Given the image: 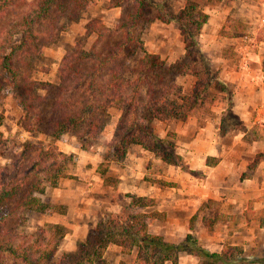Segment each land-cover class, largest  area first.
Segmentation results:
<instances>
[{"label":"trees","instance_id":"16d2710c","mask_svg":"<svg viewBox=\"0 0 264 264\" xmlns=\"http://www.w3.org/2000/svg\"><path fill=\"white\" fill-rule=\"evenodd\" d=\"M90 6L91 0H0V100L5 90L11 93L24 113L22 126L27 133L47 134L53 141L64 135H74L80 149L89 150L108 125L109 111L116 109L120 116L112 139L105 145L98 173L104 174L111 162H121L131 145L153 153L164 164L187 170L176 153L175 134L168 133L160 138L151 123L186 119L197 103L203 104L208 98L213 83L219 85L226 100L220 133L241 128L232 110V92L213 73L198 40L208 16L190 2L176 15L154 4L159 19L175 23L183 38L189 62L180 67L178 75L195 78L189 95L184 94L180 86L166 81L162 63L154 61L155 57L131 35L130 26L141 16L137 11L122 16L119 27L125 30L122 43L102 50L96 45L84 49L79 44L67 52L58 64L57 89L51 83L35 80V60L46 46L58 41L66 29L65 20L78 22ZM87 29L88 34L97 35V45L110 32L99 30V22L89 24ZM132 41L139 43L137 49L143 56L139 69L133 73L127 67L129 56L125 55ZM48 109H51L49 120ZM2 122L0 112V127ZM6 144L0 131V155ZM72 160V155L61 152L55 144L43 147L28 141L14 154L10 164L0 166V257L8 256L19 264H107L103 252L109 245H116L123 254L137 248L136 264H164L166 261L175 264L181 252L215 263L264 264V257L254 261L234 259L236 253L233 251L241 253L239 249H231L227 258L223 254L209 253L193 234H188L184 242L178 244L150 234L148 225L153 216L143 209L152 205V200L134 196H129L126 217L118 219L107 215L102 218L97 224L95 238L81 242L79 253H66L57 259L60 242L66 235L59 224H45L32 234H21L17 240L11 238L2 242L1 237L13 231L3 228L6 221L20 219L27 211L43 214L54 211L55 206L44 204L37 195L68 178L66 168ZM160 185L170 187L173 184L161 182Z\"/></svg>","mask_w":264,"mask_h":264},{"label":"crops","instance_id":"0c3cea01","mask_svg":"<svg viewBox=\"0 0 264 264\" xmlns=\"http://www.w3.org/2000/svg\"><path fill=\"white\" fill-rule=\"evenodd\" d=\"M226 10L219 5L208 7L205 26L211 28L209 31L214 33L221 28ZM239 49L244 52L243 47ZM247 53L242 55V69L232 68L229 63L218 71L219 80L232 92V110L241 124L240 130L220 133L226 104L213 108L219 115L203 119L202 124L193 117L175 123L176 153L187 170L164 164L138 145L130 146L121 163L111 162L104 174L97 170L98 154H79L78 165L66 172L69 177L46 191L50 195L46 196L47 203L68 206L61 217L54 218L52 214L46 220L70 230L64 237L72 242L67 252L74 253L77 241L88 238L94 207L115 211L121 208V197L128 195L152 200V205L143 209L153 216L148 232L167 242L182 243L188 234H193L201 247L212 254L227 258L231 249H239L241 253L233 251L234 259L254 261L264 257V63L263 67L259 65L264 57ZM247 57L251 61L246 70ZM155 123L154 132L165 138L167 132H157L162 122ZM107 177L112 186L105 185ZM161 182L173 185L162 186ZM75 213L78 224L73 220ZM136 256L137 248L123 254L116 245H109L103 252L107 264H136ZM175 264L222 263L181 252Z\"/></svg>","mask_w":264,"mask_h":264},{"label":"rangeland","instance_id":"374dc122","mask_svg":"<svg viewBox=\"0 0 264 264\" xmlns=\"http://www.w3.org/2000/svg\"><path fill=\"white\" fill-rule=\"evenodd\" d=\"M28 1L31 2L34 0ZM139 2H141L140 7H138ZM188 2L195 4L198 9L205 14L207 13L208 7L211 5H219L227 8V12L222 15L223 18L221 21L223 24L217 32L213 33L209 31L211 28L204 25L201 32L198 34L200 46L205 55L209 58L211 69L218 79H220L218 71L229 63L232 68L238 67L242 69L244 62L242 63L241 60L244 53L246 56L248 54L247 52H252L259 54L262 58L264 57V0H91L90 8L82 14L79 21L75 23L65 20L64 25L66 29L61 33L58 41L55 44L46 46L43 54L35 60V67L37 70L33 74V78L40 82L51 83L56 87L58 84V64L67 52L74 50L79 44V46L84 49H89L96 45L98 50H102L105 47L107 48L122 43L125 31L119 28L122 25V23H120L122 16L125 17L129 13L137 11L141 13V16L133 26H130L131 35L143 45L147 53L155 57L153 59L154 61L162 63L165 71L163 75L166 81L180 86L183 93L189 95L194 86L195 78L190 75H178L180 67L189 62L184 48L183 38L175 23H164L159 19L158 11L154 6L156 3L160 4L166 13L176 15ZM93 22H99V30L110 31L99 45H97V35L94 33L88 34L87 31L88 25ZM203 34H205V36ZM138 45L139 43L132 41L131 47L125 51V55L129 56L127 67L132 73L139 69L143 57L140 50L137 49V47H139ZM134 47H136L135 52L131 55V51ZM240 47H243V53L239 52ZM222 60H224V62ZM246 61L247 65H245V67L247 70L250 68L248 61L251 60L248 59ZM263 63L264 62L261 64L259 63V65L263 67ZM132 73H130L131 76L133 75ZM132 77H134V75ZM2 95V99L0 100V112L3 114V122L0 131L7 141V146L0 155V166H7L10 164L14 154L20 151L22 146L28 141L43 147L55 144L61 152L72 155V163L67 165L66 172L74 169L75 166L78 165L79 154L83 152L86 155L98 154L100 160L98 167L103 163L104 152H106L105 145L112 139L116 123L120 116L118 110L111 109L109 111L110 119L102 135L89 150H82L80 149L78 138L74 135H64L60 140L53 141L47 134L30 135L27 133L22 126L24 125V113L13 99L11 93L5 90ZM206 97L208 98H206L203 104L197 103L194 106L193 112L186 119L175 120L176 122L170 121L169 123H161L158 126L160 130L157 128V132L162 134H164V132H167V134L173 133L175 130V123H184L188 121V118L191 119L193 117L197 119L198 123L202 124L203 119L210 117L214 118L215 115L218 116V110H214L213 108H218L226 104L224 94L220 91L219 85L213 83ZM47 113V120H49L51 118V109H48ZM155 122L156 121H153L151 126H153ZM198 127L202 126L198 125ZM44 129L46 132L47 125L44 126ZM189 133H191V130ZM112 183L111 178L107 177L105 185L112 186ZM51 188L52 187H47L43 194L37 195V197L40 198L44 204L55 206L54 211L49 214L27 211L20 219L6 221L3 228H10L13 231L10 235L2 236V242H6L11 238L17 240L21 234H32L45 224H52L46 222L48 216L55 214L54 218H57L67 212V205L47 203V197L50 195L46 191H50ZM109 191L112 192L111 190ZM105 194L111 195L110 193ZM78 200L79 198L75 200V205L78 204ZM119 202L121 208H115L116 212L105 211L103 208L94 207L92 212L93 219L91 221L89 220V236L81 241H77V249L74 253H79L78 250L80 249L81 242L87 240L92 241L95 238L97 224L102 218H105L107 215H112L118 219L126 217L127 205L130 202L129 196H122ZM73 215L74 223L78 224L76 213ZM65 231L66 233L70 232V230L67 229H65ZM69 242L72 243L69 238L65 240L64 238L62 239L56 253L57 259L69 253L67 252ZM0 264L19 263L11 261L8 256H4L0 257Z\"/></svg>","mask_w":264,"mask_h":264}]
</instances>
